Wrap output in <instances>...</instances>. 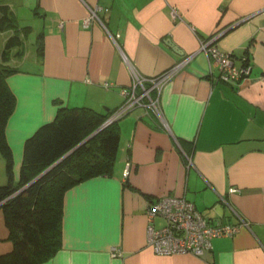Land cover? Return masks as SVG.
I'll return each mask as SVG.
<instances>
[{
	"label": "crops",
	"instance_id": "1",
	"mask_svg": "<svg viewBox=\"0 0 264 264\" xmlns=\"http://www.w3.org/2000/svg\"><path fill=\"white\" fill-rule=\"evenodd\" d=\"M6 3L16 17L28 10L34 18L23 53L13 50L7 62L19 69L7 77L16 102L5 131L19 153L16 180L26 138L55 117L58 105L115 110L132 71L156 76L186 61L162 85V119L137 108L119 120L113 174L65 191L61 246L41 264H264V0ZM93 6L101 7L104 26L95 20L84 27ZM222 31L214 46L237 65L244 55L249 60V72L235 83L218 80L201 50ZM9 33H0V51ZM5 180L0 175V184ZM231 187L240 191L229 193ZM163 195L183 196L211 222L240 228L213 238L200 256L158 255L147 244L146 206ZM7 233L0 209V252L11 248ZM111 247L121 255L112 256Z\"/></svg>",
	"mask_w": 264,
	"mask_h": 264
},
{
	"label": "trees",
	"instance_id": "2",
	"mask_svg": "<svg viewBox=\"0 0 264 264\" xmlns=\"http://www.w3.org/2000/svg\"><path fill=\"white\" fill-rule=\"evenodd\" d=\"M3 31L10 33L0 51V153L7 174L6 182L0 184V209L11 248L0 252V264H41L61 246L65 191L89 178L113 174L120 137L119 120L105 125L69 152L97 130L113 110L58 105L55 117L26 138L18 179L13 184L12 150L5 131L16 99L7 77L19 69L7 62L13 50V55L23 53L31 26L19 23L6 0H0V32ZM38 35L37 54L40 55L41 34ZM245 62L249 63L248 57Z\"/></svg>",
	"mask_w": 264,
	"mask_h": 264
},
{
	"label": "built area",
	"instance_id": "3",
	"mask_svg": "<svg viewBox=\"0 0 264 264\" xmlns=\"http://www.w3.org/2000/svg\"><path fill=\"white\" fill-rule=\"evenodd\" d=\"M102 10L99 6L88 7V14L83 19V26L88 27L93 21H98L104 26L98 16ZM171 15L175 17L177 11L171 9ZM118 34L113 36L116 41ZM201 42L203 50L209 58L211 67L217 70V79L224 82H238L249 72V63L245 62L247 56L240 58V65L234 62L232 53L219 50L211 42ZM186 61L176 63L171 68L156 76H144L132 71V83L128 87L121 88L123 103L107 119V123L118 121L134 109L141 108L144 113L153 112L160 119L159 95L164 82ZM109 86V83H105ZM155 97V98H153ZM130 172L127 163L123 171V178ZM240 189L231 187L229 193H237ZM147 217V244L158 255L191 254L200 256L205 250L211 249V240L220 236H231L240 227L223 223L221 221L211 222L197 210L194 203L185 197L163 195L153 199L146 206ZM161 217L163 223L156 225L155 218ZM245 226L244 224H241ZM112 256H119L121 252L116 247H111Z\"/></svg>",
	"mask_w": 264,
	"mask_h": 264
},
{
	"label": "rangeland",
	"instance_id": "4",
	"mask_svg": "<svg viewBox=\"0 0 264 264\" xmlns=\"http://www.w3.org/2000/svg\"><path fill=\"white\" fill-rule=\"evenodd\" d=\"M21 7V6H20ZM26 13L23 15V19H20V18H18L17 17V19H18V21L20 22V23H22V24H30L29 23V21H31V20H34V18H33V16L31 15V14H29V12H28V10H26L25 11ZM15 14H16V11H15ZM17 14H18V11H17ZM19 15V14H18ZM20 16V15H19ZM22 20V21H21ZM33 22V21H32ZM1 33V32H0ZM2 34H0V39H1V36ZM0 44H1V40H0ZM153 98H155V97H153ZM159 104V103H158ZM116 110V109H115ZM115 110H113L109 115H108V117L105 119V121H104V123H106V125L107 124H109V123H107V119L108 118H110L112 115H113V113H114V111ZM152 114H154L153 112H151ZM159 113H161V110H159ZM155 115V114H154ZM162 117V116H161ZM162 119V118H161ZM116 121V120H115ZM114 122V121H113ZM103 123V124H104ZM112 123V122H111ZM102 124V125H103ZM79 144V143H78ZM77 146V145H76ZM12 150V149H11ZM12 160H13V164H12V168H11V171H12V175L15 177V169H16V166H17V164H18V158H19V153L16 151V150H12ZM5 173V174H4ZM0 175L1 176H3L4 175V177L6 176V180H7V174H6V172H5V164H4V158H3V156L1 155V153H0ZM6 180H5V182H6ZM4 182V183H5ZM15 182H16V179L14 178V180H13V184H15ZM14 194H16V193H14ZM172 255H178V254H172Z\"/></svg>",
	"mask_w": 264,
	"mask_h": 264
},
{
	"label": "water",
	"instance_id": "5",
	"mask_svg": "<svg viewBox=\"0 0 264 264\" xmlns=\"http://www.w3.org/2000/svg\"><path fill=\"white\" fill-rule=\"evenodd\" d=\"M223 34V31L221 32V33H219V34H217L216 36H214V38H213V40L211 41V42H213L214 40H216L218 37H220L221 35ZM173 46V45H172ZM103 109L105 110V111H109V108L108 107H103ZM106 125V123H104L103 125H101L97 130H95L93 133H91L88 137H86L84 140H82L77 146H79L80 144H82L83 142H85L88 138H90L91 136H93L95 133H97L99 130H101L104 126ZM77 146H75V147H73L69 152H71V151H73V150H75L76 148H77ZM60 160V159H59ZM58 160V161H59ZM58 161H56L54 164H56ZM53 164V165H54ZM52 165V166H53ZM38 178V177H37ZM34 180H36V178L34 179ZM33 182V180L32 181H30L29 183H27L25 186H23L21 189H19V191L18 192H20V191H22L24 188H26L29 184H31Z\"/></svg>",
	"mask_w": 264,
	"mask_h": 264
}]
</instances>
